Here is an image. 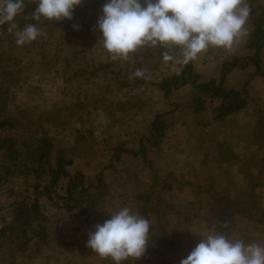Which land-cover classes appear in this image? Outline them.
Masks as SVG:
<instances>
[{"label":"rangeland","instance_id":"374dc122","mask_svg":"<svg viewBox=\"0 0 264 264\" xmlns=\"http://www.w3.org/2000/svg\"><path fill=\"white\" fill-rule=\"evenodd\" d=\"M257 1L264 4V0ZM245 27L247 34L231 48L209 47L193 60L198 84L211 79L219 83L225 62L254 55L248 47L249 20ZM6 43L0 40V58H7L13 49L11 42ZM166 48L170 55L180 58L178 48ZM93 53L91 49L88 57ZM79 55L82 67L85 62L92 65L86 54ZM260 55L258 72L253 65L227 71L225 86L247 92L248 105L225 119H218L213 112L219 99L209 98L192 82L168 96L151 83L162 78L161 72L176 70L175 59H143L155 71L144 86L120 91L124 85L108 80L107 85H87L82 89L87 93L77 97L74 84L66 82L65 74L55 75L70 58L68 51L50 70L54 81L42 86L39 94L44 99L40 101L29 99L25 90H5L9 82L2 85L0 74V112L12 122L0 129V215L12 221L17 203L38 201L37 217L46 239L34 237L20 255L23 243L12 239L0 250V264H115L110 258H100L86 243L88 232L97 223L125 206L148 219L153 227L147 251L132 264H180L201 236L214 227L205 215L211 210L208 201L218 190L229 193L236 221L250 228L264 246V143L253 135L257 111H264V41ZM106 69L103 64L99 77L95 73L97 80L105 78ZM88 70L92 75L93 70ZM112 70L108 69L109 79ZM62 84L65 87L60 90ZM66 85L73 90L71 95H67ZM198 99L206 101L203 112L194 108ZM31 105L38 111L31 113ZM156 121L159 124L154 127ZM3 140H12L15 150L1 147ZM47 149L50 153L41 162L40 155ZM60 156L72 161L67 169L71 175L84 176L71 203L76 206L72 213L68 207L57 205L69 196L67 178L51 191L45 190L51 178L44 170L55 167ZM251 179L262 185L252 193L247 188ZM63 181L67 190L60 186ZM254 200L255 215L247 218ZM150 208L147 218L144 211ZM242 238L246 242L252 235L245 233Z\"/></svg>","mask_w":264,"mask_h":264},{"label":"trees","instance_id":"16d2710c","mask_svg":"<svg viewBox=\"0 0 264 264\" xmlns=\"http://www.w3.org/2000/svg\"><path fill=\"white\" fill-rule=\"evenodd\" d=\"M105 2L106 0H83V2L75 8L73 19L71 20L65 19L57 22L54 20H42L37 22L32 20L29 16L37 5L25 0L24 11L16 17L15 22L20 28H23L26 24L35 23L44 35L38 37L35 41L17 46L15 43L14 31H8L9 25L6 23L0 26V40L5 39V43L7 42L6 44L11 42L13 47V49H10L7 58H0V74L3 76L1 84L4 85L9 82L8 86L4 85L5 90L15 87L17 90H25L24 94L29 97V99L37 98L38 101L44 99L42 94H39V91L43 85L51 84V82L54 81L52 80L53 76L50 74V70L58 66L59 60L63 59L68 51L71 55L70 58L63 61V68L57 70L55 75H62L64 73L66 82L74 84L77 97L82 93H87L82 90L87 87V85H103V83L107 85L108 80H113L124 85V88H121L120 91L126 90V88L130 86H134L135 88L144 86L148 82L147 78L130 79V77L137 69L145 70L146 77L153 76L155 71H151L147 63H143L142 60H147V58L152 61L157 58L162 60V52L168 51V49L166 47L156 50L140 49L136 53L130 54L127 60L117 59L113 61L110 54L98 43V38L101 36V33L94 30L98 17L101 15L102 5ZM246 2L251 9L248 18L251 23V30L248 36V47L254 51L253 56L243 58L236 57L233 61L225 62L223 64L222 77L219 83L216 79H211L208 82H202L200 84H198L199 77L194 70V61H190L186 64L181 63L179 62L181 59L180 57L175 59L174 62L177 67L176 70H170L168 73L165 71L161 72L162 78L152 80L151 83H156L164 92V95L168 96L172 94L173 91L192 82L201 92L207 94L209 98L219 99V104L213 111L218 119H225L243 111L248 105L247 92L227 88L225 86L227 71L237 66L245 68L248 65H253L257 68L258 72L262 61L260 54L264 41V4L259 3L257 0H246ZM74 24L79 26L78 30L73 28ZM9 33L11 36L5 37V35ZM91 49H93L94 53L88 57V53ZM172 49H174V46H172ZM176 49L177 48H175V50ZM79 53L86 54V57L89 58L88 62L92 65L89 66V64L85 62L84 67H82L79 61ZM103 64L107 67V75L108 69H113V77L109 79L106 75L105 78L102 77L100 80H97V77H99L98 72H100V67ZM88 69L93 70L92 75ZM95 73L97 77H95ZM80 83H84L85 86L80 88ZM64 87L65 84H62L60 90ZM67 88L68 89L65 90L67 91V95H71L70 92H73V90H69V85ZM29 108V110L32 111L31 113L38 111L35 105H31ZM194 108L197 112L205 111L207 109L206 101L198 99L194 104ZM257 115V128L253 135L258 138L260 143H264V111L258 110ZM9 123L11 124L12 122L8 121L6 113L0 112V129L10 126ZM158 124L159 122L156 121L153 125L156 127ZM7 140L1 141V143L3 142L1 147L14 151V142L12 140L6 142ZM49 153L50 150L48 149L42 151L40 161L43 162ZM71 165L72 161H67L64 157L60 156L55 167H49L46 171L43 169L44 173L48 174L51 178L49 184L46 186L47 188H45L46 191H51L52 188H55L58 181L67 178L69 196L62 200V204L57 205H59V207H68L70 213L76 208V206L71 203L75 202L76 191L81 189L80 184L84 180V176L81 174H70L67 169L68 166L70 167ZM261 186L258 180L251 179L247 188L250 189V193H252ZM51 193L52 192L48 193L47 196L51 197ZM228 194H226L224 190H218L215 195L216 197L213 199L210 198L208 204L211 210L205 215V219H210L211 221L208 222V224L214 223L213 225L217 231L223 232L230 238L243 240V234L246 233L247 236L252 235V240L243 241L245 243H258L261 245V238L256 237V235L250 231V228L240 226L236 221V214L233 212L235 211L232 203L233 201L229 198ZM251 197L253 198V196ZM250 204L251 206L248 208L245 217H251L252 219L255 215L256 201L254 200L253 204L252 202H250ZM39 205H41V203L38 204V201L30 203L27 200L17 203L18 208L14 211V215H12V221L0 215V221L2 222V227L0 228V250L12 239L14 241V238H19L23 243L21 251L20 248L17 249V252L20 251V255L21 252L27 250V245L30 244L29 241L34 237H42V241L46 240L43 237L45 229L42 227L40 228L41 218L37 217L39 214ZM15 207L16 204H14L13 208ZM150 212L151 208L144 211L147 218ZM240 212L241 211H238L236 213L239 214ZM41 217L43 218V216ZM34 220L37 221L36 225H34ZM224 223H227V228L221 226ZM152 230L153 227L150 226L149 235ZM135 261L138 260L129 258L127 261L121 262V264H132V262Z\"/></svg>","mask_w":264,"mask_h":264},{"label":"clouds","instance_id":"9594fccd","mask_svg":"<svg viewBox=\"0 0 264 264\" xmlns=\"http://www.w3.org/2000/svg\"><path fill=\"white\" fill-rule=\"evenodd\" d=\"M37 5L29 15L32 20L63 21L73 19L75 8L83 0H28ZM25 0H0V26L9 25L15 43L22 46L44 33L35 23L23 28L15 22L24 11ZM246 0H106L94 30L98 43L113 61L127 60L140 49L156 50L175 46L179 62L198 58L209 47L229 49L247 34L250 16ZM78 30V25H73ZM164 61L176 59L162 52ZM132 78H148L137 69ZM227 228V223L221 225ZM150 221L125 206L97 223L88 232L86 246L102 259L121 264L129 258L139 260L148 247ZM195 245L180 264H264V246L230 238L215 226Z\"/></svg>","mask_w":264,"mask_h":264},{"label":"built area","instance_id":"2783aa9c","mask_svg":"<svg viewBox=\"0 0 264 264\" xmlns=\"http://www.w3.org/2000/svg\"><path fill=\"white\" fill-rule=\"evenodd\" d=\"M61 188H64V190H67V183L65 181H63V183H61ZM66 192V191H65Z\"/></svg>","mask_w":264,"mask_h":264}]
</instances>
